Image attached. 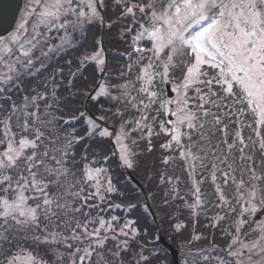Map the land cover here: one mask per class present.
Masks as SVG:
<instances>
[{"label":"snow or ice","instance_id":"6c2138e0","mask_svg":"<svg viewBox=\"0 0 264 264\" xmlns=\"http://www.w3.org/2000/svg\"><path fill=\"white\" fill-rule=\"evenodd\" d=\"M0 264H264V0H25Z\"/></svg>","mask_w":264,"mask_h":264},{"label":"water","instance_id":"95a60500","mask_svg":"<svg viewBox=\"0 0 264 264\" xmlns=\"http://www.w3.org/2000/svg\"><path fill=\"white\" fill-rule=\"evenodd\" d=\"M24 3L25 0H0V32L15 26L23 11Z\"/></svg>","mask_w":264,"mask_h":264},{"label":"trees","instance_id":"16d2710c","mask_svg":"<svg viewBox=\"0 0 264 264\" xmlns=\"http://www.w3.org/2000/svg\"><path fill=\"white\" fill-rule=\"evenodd\" d=\"M119 45H107V47H112V48H115V47H118ZM111 59V58H110ZM116 175H119V171L117 170L115 172Z\"/></svg>","mask_w":264,"mask_h":264}]
</instances>
